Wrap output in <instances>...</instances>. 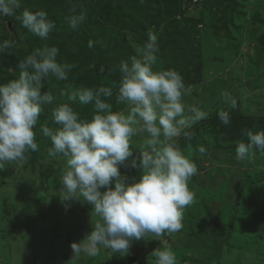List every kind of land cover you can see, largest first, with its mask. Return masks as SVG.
Wrapping results in <instances>:
<instances>
[{
    "label": "rangeland",
    "instance_id": "rangeland-1",
    "mask_svg": "<svg viewBox=\"0 0 264 264\" xmlns=\"http://www.w3.org/2000/svg\"><path fill=\"white\" fill-rule=\"evenodd\" d=\"M259 253L264 0H0V264Z\"/></svg>",
    "mask_w": 264,
    "mask_h": 264
},
{
    "label": "crops",
    "instance_id": "crops-1",
    "mask_svg": "<svg viewBox=\"0 0 264 264\" xmlns=\"http://www.w3.org/2000/svg\"><path fill=\"white\" fill-rule=\"evenodd\" d=\"M145 141H147V140H145ZM144 141V142H145ZM142 145H138L137 147H136V150H135V148L133 147V156H134V159H133V162H134V164H135V168L137 167V165L138 166H140L141 164L139 163L140 161L142 162V160H141V157L139 156V155H137L136 156V151L138 150V148H140ZM135 151V152H134ZM143 163V162H142ZM133 164V165H134ZM133 165L131 166V168L133 167ZM137 170V169H136ZM240 207L238 206V209H239ZM143 222V221H142ZM257 256H258V260H256L257 262H259V260H260V264H263L264 263V255L262 254V253H259V254H257Z\"/></svg>",
    "mask_w": 264,
    "mask_h": 264
},
{
    "label": "water",
    "instance_id": "water-1",
    "mask_svg": "<svg viewBox=\"0 0 264 264\" xmlns=\"http://www.w3.org/2000/svg\"><path fill=\"white\" fill-rule=\"evenodd\" d=\"M7 26H8V29H9V30H12V29H11V24H10V22L8 23Z\"/></svg>",
    "mask_w": 264,
    "mask_h": 264
},
{
    "label": "trees",
    "instance_id": "trees-1",
    "mask_svg": "<svg viewBox=\"0 0 264 264\" xmlns=\"http://www.w3.org/2000/svg\"><path fill=\"white\" fill-rule=\"evenodd\" d=\"M175 219H178V218H175Z\"/></svg>",
    "mask_w": 264,
    "mask_h": 264
}]
</instances>
